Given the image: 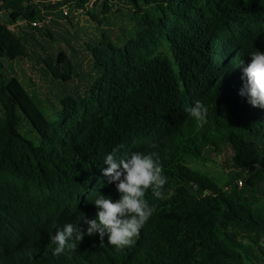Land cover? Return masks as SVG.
<instances>
[{"label":"trees","instance_id":"1","mask_svg":"<svg viewBox=\"0 0 264 264\" xmlns=\"http://www.w3.org/2000/svg\"><path fill=\"white\" fill-rule=\"evenodd\" d=\"M56 3L67 12L0 0V264H264V110L239 95L237 67L264 53V0ZM116 12L132 22L121 36L108 25ZM31 56L60 91L52 113L4 71ZM197 101L202 126L187 111ZM121 145L117 159L136 151L160 164L163 199L146 192L155 211L133 244L117 251L85 235L53 255L58 228L86 230L84 216L99 222L95 199L119 198L102 169ZM224 153L222 182L192 166Z\"/></svg>","mask_w":264,"mask_h":264},{"label":"clouds","instance_id":"2","mask_svg":"<svg viewBox=\"0 0 264 264\" xmlns=\"http://www.w3.org/2000/svg\"><path fill=\"white\" fill-rule=\"evenodd\" d=\"M237 67L241 68L242 87L239 90L241 97H246L247 102L254 108L264 110V53L257 51L251 55V63L244 66L242 60ZM189 115L201 126L206 122L208 109L199 101L189 109ZM121 146L114 148L104 159L106 168L102 175L109 184H115L118 199L101 194L95 199L93 205L98 210V221L82 218L87 224L86 230L72 224H65L50 236L51 243L56 245L53 255H61L65 250H76L85 235L99 236L100 245L107 243L114 246L117 251L135 242L140 230L150 219L155 211L145 199L146 192L150 189L152 196L163 199L162 189L167 183L160 164L152 155L141 152H132L129 156L117 159V152ZM150 147H158L151 144Z\"/></svg>","mask_w":264,"mask_h":264},{"label":"rangeland","instance_id":"3","mask_svg":"<svg viewBox=\"0 0 264 264\" xmlns=\"http://www.w3.org/2000/svg\"><path fill=\"white\" fill-rule=\"evenodd\" d=\"M51 1L52 3L56 5L54 7L55 9L60 8L63 10V13L67 12V7L65 5L62 6L60 3H56L58 0H51ZM123 12L128 13L126 8H123ZM123 12H116V14L112 16L110 13L108 25H110V29L112 28L114 35H116L115 33L120 34L119 36L123 34V32L120 31L121 27L127 30H129V28L131 27L132 22L129 20L128 14H125ZM68 16L74 22H77L78 28L80 27L85 28L87 27V25L89 26L91 25L93 33L94 32L98 33L97 30L95 29V26H94L95 24L91 21H88V20L86 21L84 19V16L81 15V13H79L78 11L70 10L68 12ZM60 21L67 22L61 19ZM47 45L48 47H50L49 42L46 44L45 48H47ZM37 47H39L36 49L37 53L42 51V49L40 48H43V47L41 46H37ZM43 50L44 52L47 51L45 49ZM30 51L34 55L33 50L30 49ZM86 60H87V57H84L83 62L86 63ZM40 65L41 63L39 62L35 63L33 56H31L21 61L12 62V65H10L9 62L5 61L4 71L9 74L16 75L21 80L23 85L26 87L28 92L35 98V101L48 113L51 111L50 109V107H52L51 101L56 102L55 95H58L60 91L57 88L58 86H56L57 84H53L52 80H50L48 75H45L44 73L40 71V67L42 66ZM20 131L23 134L28 135V137H30L33 140V137L31 136L34 135V131L30 127V125L25 123V121L22 122L20 126ZM236 141H237V145L241 149L243 150L248 149V145L247 143H245L244 139L236 138ZM211 156H212V160H203L199 162H193L192 166L194 168L208 172L209 174L213 176L219 177V179L221 180L220 182H222L224 181V178L226 177L225 171L228 170L226 169L227 166L226 167L224 166L226 164L225 159H227V154L224 153L223 155L216 154L214 156L213 155ZM238 184L240 185V182H238Z\"/></svg>","mask_w":264,"mask_h":264}]
</instances>
